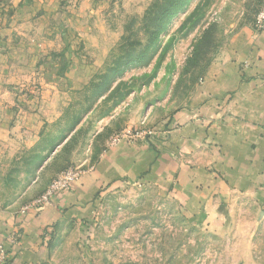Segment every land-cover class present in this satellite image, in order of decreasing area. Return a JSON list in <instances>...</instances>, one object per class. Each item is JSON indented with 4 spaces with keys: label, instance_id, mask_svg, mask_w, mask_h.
Wrapping results in <instances>:
<instances>
[{
    "label": "rangeland",
    "instance_id": "rangeland-1",
    "mask_svg": "<svg viewBox=\"0 0 264 264\" xmlns=\"http://www.w3.org/2000/svg\"><path fill=\"white\" fill-rule=\"evenodd\" d=\"M161 4L49 0V21L34 22L15 13L29 7L22 0H0V251L11 252L19 219L65 171L90 174L136 131L154 132L139 141L154 147L170 142L187 121L175 117L201 107L211 64L264 8L188 0L168 22L154 12ZM232 203L204 219L155 180H127L62 212L45 231L43 264H264V210L248 198Z\"/></svg>",
    "mask_w": 264,
    "mask_h": 264
},
{
    "label": "crops",
    "instance_id": "crops-1",
    "mask_svg": "<svg viewBox=\"0 0 264 264\" xmlns=\"http://www.w3.org/2000/svg\"><path fill=\"white\" fill-rule=\"evenodd\" d=\"M22 1L29 7L15 12L24 16L21 19L49 21V0ZM227 53L207 72L197 99L204 104L175 117L187 121L170 142L160 147L145 141L110 146L99 156L94 171L60 199L19 219L23 234L10 246L12 264L46 262L45 231L61 220V213L79 211L100 191L127 180H155L165 190L170 188L192 216L205 212L204 219L224 215L238 198L253 200L264 210V33L247 29L231 40ZM1 95L4 101L7 95Z\"/></svg>",
    "mask_w": 264,
    "mask_h": 264
},
{
    "label": "built area",
    "instance_id": "built-area-1",
    "mask_svg": "<svg viewBox=\"0 0 264 264\" xmlns=\"http://www.w3.org/2000/svg\"><path fill=\"white\" fill-rule=\"evenodd\" d=\"M254 29L259 33H264V8L261 9L256 16ZM154 134L155 133L152 132L151 130L136 131L134 134H132L129 137L127 136L121 137L114 145L121 144L123 142L133 145V143L137 141L139 142L140 140H146L149 137H153ZM87 174L88 173L85 172L77 173L72 169L65 171L60 177L55 179L47 188L42 198L39 199V201L37 202L36 210L38 211L43 207L52 205L53 201H55L56 199H60L66 190H69L75 182L79 181L82 177H84ZM27 212H29V210H27L25 213ZM10 240L12 245H15L17 243V240H15L14 242L13 238ZM8 258H9L8 253H5V251L3 250L0 251V263H4Z\"/></svg>",
    "mask_w": 264,
    "mask_h": 264
},
{
    "label": "trees",
    "instance_id": "trees-1",
    "mask_svg": "<svg viewBox=\"0 0 264 264\" xmlns=\"http://www.w3.org/2000/svg\"><path fill=\"white\" fill-rule=\"evenodd\" d=\"M158 2H162V6L156 7L154 12L160 14L159 17L164 18L166 21L170 22L173 20L176 15L182 10V5L186 4V1L182 0H157ZM158 17V18H159ZM160 18V19H161Z\"/></svg>",
    "mask_w": 264,
    "mask_h": 264
}]
</instances>
